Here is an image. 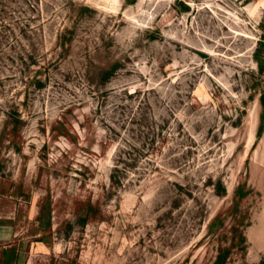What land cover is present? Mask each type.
I'll list each match as a JSON object with an SVG mask.
<instances>
[{
    "label": "rangeland",
    "instance_id": "1",
    "mask_svg": "<svg viewBox=\"0 0 264 264\" xmlns=\"http://www.w3.org/2000/svg\"><path fill=\"white\" fill-rule=\"evenodd\" d=\"M261 68L264 0H0V264H264Z\"/></svg>",
    "mask_w": 264,
    "mask_h": 264
},
{
    "label": "trees",
    "instance_id": "2",
    "mask_svg": "<svg viewBox=\"0 0 264 264\" xmlns=\"http://www.w3.org/2000/svg\"><path fill=\"white\" fill-rule=\"evenodd\" d=\"M264 71V68H261ZM260 104L264 110V94L260 97ZM264 131V120L262 121L260 128H259V134L260 137ZM244 241V238L242 239ZM227 261V253L223 252V250L219 251V255L217 256V259L214 264H226Z\"/></svg>",
    "mask_w": 264,
    "mask_h": 264
}]
</instances>
